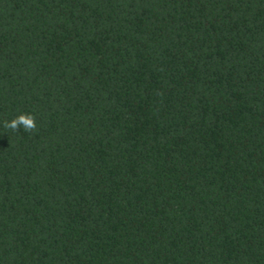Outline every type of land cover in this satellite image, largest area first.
I'll list each match as a JSON object with an SVG mask.
<instances>
[{
  "label": "trees",
  "instance_id": "trees-1",
  "mask_svg": "<svg viewBox=\"0 0 264 264\" xmlns=\"http://www.w3.org/2000/svg\"><path fill=\"white\" fill-rule=\"evenodd\" d=\"M0 264H264V0H0Z\"/></svg>",
  "mask_w": 264,
  "mask_h": 264
},
{
  "label": "clouds",
  "instance_id": "clouds-1",
  "mask_svg": "<svg viewBox=\"0 0 264 264\" xmlns=\"http://www.w3.org/2000/svg\"><path fill=\"white\" fill-rule=\"evenodd\" d=\"M3 128L12 132H19L23 129L26 133H35L37 130L36 118L32 114H20L14 117L12 120H5L3 122Z\"/></svg>",
  "mask_w": 264,
  "mask_h": 264
}]
</instances>
